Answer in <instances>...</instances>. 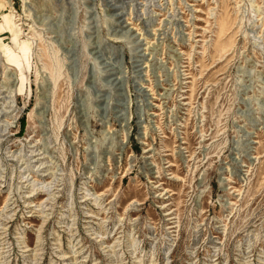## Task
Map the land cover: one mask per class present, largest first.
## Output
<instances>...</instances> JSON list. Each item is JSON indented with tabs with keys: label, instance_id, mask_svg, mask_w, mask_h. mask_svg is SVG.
<instances>
[{
	"label": "rangeland",
	"instance_id": "374dc122",
	"mask_svg": "<svg viewBox=\"0 0 264 264\" xmlns=\"http://www.w3.org/2000/svg\"><path fill=\"white\" fill-rule=\"evenodd\" d=\"M0 264H264V0H0Z\"/></svg>",
	"mask_w": 264,
	"mask_h": 264
}]
</instances>
